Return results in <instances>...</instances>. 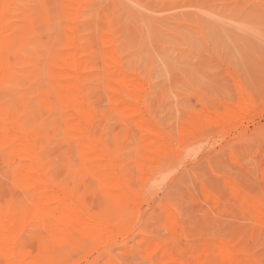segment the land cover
<instances>
[{
  "label": "rangeland",
  "instance_id": "374dc122",
  "mask_svg": "<svg viewBox=\"0 0 264 264\" xmlns=\"http://www.w3.org/2000/svg\"><path fill=\"white\" fill-rule=\"evenodd\" d=\"M71 2L8 0L17 28L15 57L13 74L0 87V106L40 137L47 132L40 161L53 180L81 198V207L103 215L109 229L74 230L52 243L37 216L41 211L23 201L2 162L0 171L8 170L0 172V204L11 201L13 211L27 217L16 224L18 241L33 254L25 264H168V254L185 264H264V0H82L78 34L96 52L84 83L94 110L92 132L113 157L128 199L78 173L81 162L74 144L62 138L57 110L39 107L34 92L44 90L42 68L65 47ZM106 33L122 70L142 83L135 117H117L100 79ZM134 118L168 143L156 161L144 163L135 154L145 133ZM229 243L236 262L220 258L221 246ZM0 264L8 262L0 258Z\"/></svg>",
  "mask_w": 264,
  "mask_h": 264
},
{
  "label": "bare ground",
  "instance_id": "6f19581e",
  "mask_svg": "<svg viewBox=\"0 0 264 264\" xmlns=\"http://www.w3.org/2000/svg\"><path fill=\"white\" fill-rule=\"evenodd\" d=\"M71 1L72 2L70 4L72 6L66 5L67 8L69 6L68 9L72 8V10H67L70 14L67 15L70 18L68 20L70 22L67 26L68 31L64 29L62 30L63 33H65L64 31L68 32V35L66 34L68 38L65 34H63L67 38V41L65 39V47L63 49H60L61 47H59L61 50L60 54L57 55L54 53L57 56L54 57L53 60L49 61L45 68H42V70L45 69L44 72H46V74L44 75H47V82H49V85L45 86L47 82L44 83V90L41 88L43 85H39L40 87H38L41 88V90L36 89L34 92L38 94L37 96L39 98H37V102L40 104L39 107L45 109V111L47 110L48 112L57 110L56 113L58 115L55 116V120H57L56 117L59 118L58 121L62 126V130L60 132H63V134H61L62 138L64 137L74 144V149H76L78 153L77 157H79L78 159L80 160H76L77 163L78 161L81 162V172L78 173L85 171L95 176L100 184L109 185L118 194L120 193L122 197L129 198V193L126 189V182L122 179V177L119 176V178H117L114 174L115 164L113 157L101 143L97 142L96 136H94L95 133L93 134L92 132L91 123L94 120V110L86 99V89H84V83L89 76V69L94 68V53L96 52H93V49L88 46L89 44H85L86 41H82L80 34H78V30L81 29V26L80 29H78L79 26L77 24V14L80 9H76L81 4L82 0ZM58 15L59 13H57V16ZM79 17L81 18V16ZM80 18L78 19L80 20ZM61 20L63 19H60V21ZM149 26L148 29H150ZM16 30L17 28L11 22V18L9 16L8 0H0V87L4 86L13 74L12 67L15 56H13L14 54H12L11 49L14 43ZM110 34L106 33L102 39L105 48H103L104 50L102 51L103 70L100 73L98 72L99 76L101 75V78L99 76L98 77L101 81L102 78L105 81V87L107 88H105L106 92L108 90V94L110 93V98L108 99L107 96L106 98L108 99V102L111 100V105L115 107V111L117 112L118 110L117 117H119V113L123 114L125 117H135V115L139 112V109L136 108L135 104L141 101L140 95L141 90L143 89L142 83L136 77H132L125 70H122L121 59L116 51V44L113 37H111ZM61 44H63V41ZM92 44L95 46V43ZM96 48L98 47L96 46ZM94 50H96L95 47ZM32 61L33 60H30L29 62L33 65ZM22 65L24 64L22 63ZM41 65H43V63H40V66ZM36 70L39 69L35 68V71ZM35 71H33V73ZM92 72V76H96V70ZM40 73L43 75V71H41V69ZM34 74L35 76H39V74L36 75V72ZM44 78L42 82H45ZM95 78H97V76ZM98 81L101 82L99 79ZM101 84L102 83H100V85ZM41 108H39V110ZM58 121H56V123H58ZM132 123L136 124L138 128L145 133V137L141 141L142 148L137 153L134 151L136 155L141 157L139 159L142 162L148 163L153 159L156 161V159H158L163 153L168 151V143L161 140V136H159L155 129L153 130L152 128L146 127L142 124V119L134 118L132 119ZM125 124L129 126V123L125 122L124 125ZM125 130H121V134L123 136V131ZM132 130L131 133H133ZM40 136V133L33 127L21 124L16 116V113L13 114L10 109H5L0 106V163L3 162L6 164L5 166L9 168L16 190L24 197L23 201L30 202L36 211H41V213H38L37 216L41 217V220L46 224V230L50 231V238L48 237V240L53 243V240L57 238L60 239L70 237L72 235V231L82 230L84 228H95L99 233L105 232V230L109 229V226L103 215H100L97 212L89 213L87 208L80 206L81 198L66 191L65 187L63 188L50 176L49 170L40 161L41 154L49 136L47 135V132H43L42 137ZM133 136H131V140ZM121 138L122 137H120V139ZM131 140L129 139V141ZM126 144L132 145V143L129 144L128 142ZM134 146L135 144L133 147ZM133 147L132 150L134 149ZM133 154V151H131V155ZM155 164L156 163H154L153 166ZM6 167L4 169H6ZM104 169H107L105 173H103ZM70 171L73 172V169ZM6 173L7 171L5 174ZM4 175H2V177ZM11 177H9V179ZM11 188L12 187L10 186V193ZM2 207L3 206L0 204V258L6 260L8 264H25L28 259L30 260V258L33 257V254L31 247L18 241L19 237L18 232L16 231V224L18 223L22 225L23 222H26L25 220H27V217L18 212H14L11 201L4 206L5 208ZM18 210L16 209V211ZM110 239H112V236ZM44 240L48 241L46 239ZM234 247L235 246L232 243H229L226 247L221 246L220 258L223 260L226 259L227 261L228 259L229 261L230 259L232 261L235 260L236 257L234 258L232 256V250H235ZM220 249H218V251ZM215 256L216 255L212 256L214 258V262H216ZM209 258V261H212L211 257ZM194 259L196 260V258ZM201 260L199 257V261ZM165 262L168 264H185L182 259L174 258L170 254L167 255ZM234 262H236V260ZM238 262L241 263V261ZM198 263L199 262L196 261V264ZM208 263L210 264L212 262H207V264ZM220 264H222V262H220ZM224 264H226V262Z\"/></svg>",
  "mask_w": 264,
  "mask_h": 264
}]
</instances>
